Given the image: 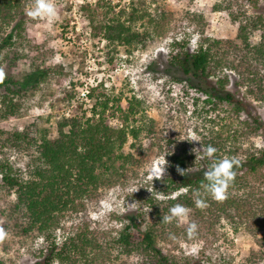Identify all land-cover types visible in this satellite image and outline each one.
Listing matches in <instances>:
<instances>
[{
  "label": "trees",
  "instance_id": "1",
  "mask_svg": "<svg viewBox=\"0 0 264 264\" xmlns=\"http://www.w3.org/2000/svg\"><path fill=\"white\" fill-rule=\"evenodd\" d=\"M26 5L27 0H0V67L2 53L21 38L24 27L20 17ZM218 9L212 8L213 11ZM110 13L108 6L100 25H94L90 16L89 26L94 32L100 31L112 45L144 48L147 42L164 36L169 28V13L162 8L153 15L134 5L128 12L120 11L109 17ZM201 17L192 14L187 20L193 25L202 24ZM144 18L146 29L138 32L134 25ZM231 21L237 24L234 39H213L201 33L196 48L190 49L187 41L174 38L168 45L167 54L168 66L175 72L206 83V104L213 107L216 102L232 104L237 111H245L252 118V124L246 123L245 129L235 131L233 143L216 137L203 145L217 149L216 159L236 157L241 161L228 199L223 202L209 197L206 208L195 206L193 191L200 188L204 171L190 172L196 167L192 145L176 136L168 137L163 143L162 131H154L155 123L151 120L150 123L140 121L132 102L127 111H122L123 126L119 129L109 127L103 118L109 100L104 94L95 96L103 84L90 88L87 93L88 98L96 99L91 117H61L52 132L34 124L8 134L0 130L1 188L15 198L8 217L16 218V225L24 237L40 238L43 243L39 261L34 264L104 263L100 261L103 246L87 226L78 228L60 244L55 241V231L68 216L85 212L86 205L96 199L99 192L133 176L155 146L167 161L165 177L156 180V194L167 199H148L149 223L144 213L126 218L121 231L110 240L118 255L135 256L138 264H198L168 256L158 247L160 231L168 225L161 222L162 216L177 203L189 207L193 219L203 227L227 220L254 237L264 228V151L246 152L240 145L247 134L264 130V125L250 106L225 90L231 84L253 101L264 103V16L233 17ZM61 69L60 66L52 68L55 81L61 79ZM47 70L34 69L26 75L24 82L6 76L0 84V121L17 118L29 107L40 104L46 96H53L54 90L49 84L42 89L50 77ZM56 82V85L60 84ZM36 91L41 93L39 97H36ZM72 97L70 92L63 91L59 101L65 102ZM143 131L151 136L147 144L139 140ZM129 139L133 141L130 149L136 154L123 152ZM5 149H13L26 160L9 161ZM202 161L205 169L211 162L208 159ZM177 166L190 169L184 176L177 171ZM181 188L189 191L172 198ZM257 244L259 248L264 247V240H258Z\"/></svg>",
  "mask_w": 264,
  "mask_h": 264
},
{
  "label": "rangeland",
  "instance_id": "2",
  "mask_svg": "<svg viewBox=\"0 0 264 264\" xmlns=\"http://www.w3.org/2000/svg\"><path fill=\"white\" fill-rule=\"evenodd\" d=\"M32 3L33 0H27L20 17L24 27L21 38L2 53V67L7 77L20 82L36 68L48 69L50 77L42 89L49 84L54 92L19 117L0 121V130L5 133L23 131L33 124L52 132L61 117H91L96 99L88 98L87 93L98 84L103 86L96 90L95 96L104 94L109 100L103 114L109 127L119 129L123 126L122 111H127L132 102L140 121L150 123L151 120L155 123L154 131H162L163 143L170 136L187 140L193 149L202 148L205 142L216 137L232 142L235 131L245 129L246 123L252 124L251 116L237 111L232 104L216 102L215 107L206 104V83L175 72L168 66L167 54L174 38L187 41L190 49L196 48L201 33L213 39H234L237 24L231 19L264 16V0H55L58 14L52 22L28 17L26 12ZM133 5L138 10L144 8L151 15L159 8L168 12L170 22L164 36L147 42L144 48H126L108 43L100 31L90 28L89 17L94 19V25L102 24L108 6L109 17H112L120 11L128 12ZM214 7L219 9L213 11ZM192 14L201 15L202 24H191L187 19ZM146 25L144 18L136 22L134 29L143 32ZM57 66L62 68L63 75L56 81L61 82L54 80L52 68ZM225 90L250 106L264 125V103L253 101L231 84ZM63 91L70 92L73 97L60 102ZM35 95L39 97L41 93L36 91ZM193 136L200 142L191 141ZM148 137H151L149 133L143 131L139 140L147 144ZM132 142L129 139L124 146L125 154L133 151L130 149ZM240 145L246 152L264 151V130L247 134ZM155 147L147 153L133 176L99 192L96 199L86 205L85 212L65 218L55 231L56 243L60 244L85 225L103 246L100 261L104 263L100 264H138L135 256L118 255L110 240L121 231L127 217L144 213L146 221L151 222L148 199L163 201L156 194L157 179L152 180L150 175V169L164 158L162 151ZM4 154L11 162L26 160L13 149H5ZM199 170H206L202 160H197L190 172ZM134 189L138 190L133 193ZM14 202V195L2 190L0 181V221L9 233L8 239L0 244V264L37 263L43 243L40 238L24 237L16 225V218L8 217ZM133 202H137L136 206L130 208L128 204ZM189 220L198 225L197 238L189 240L187 225L177 226L174 221L160 231L157 243L164 254L198 264H264V247L259 248L257 244L258 240H264V228L254 237L227 220L215 222L210 227L201 226L192 213ZM170 235H175L176 239H170ZM193 244L198 245L195 253Z\"/></svg>",
  "mask_w": 264,
  "mask_h": 264
},
{
  "label": "clouds",
  "instance_id": "3",
  "mask_svg": "<svg viewBox=\"0 0 264 264\" xmlns=\"http://www.w3.org/2000/svg\"><path fill=\"white\" fill-rule=\"evenodd\" d=\"M57 6L55 0H33L31 7L27 10L26 15L32 19H46L49 22L57 18ZM6 73L3 67H0V84L4 83ZM191 141L200 142L198 137L193 136ZM196 155V160L208 159L211 161L203 173V181L200 188L193 191L194 204L199 209L207 207V198H211L217 202H223L228 199L229 189L233 185L237 176L236 169L241 166V161L236 157H223L216 159L217 149L212 145L202 146V148H194L192 150ZM167 161L165 157L160 159L156 166L150 169L152 180H163L166 175ZM190 169V168H189ZM189 169H181L177 166V171L181 175H186ZM201 189L203 191H201ZM138 189H134L133 193ZM187 188H181L175 195L187 193ZM175 198V197H173ZM161 200L167 197L161 196ZM137 202L128 204L130 208H135ZM150 211V209H149ZM191 209L183 204L177 203L169 208V213L162 216L161 222L171 224L174 221L177 226L186 224V233L189 240H195L198 235V225L190 222L189 217ZM0 221V244H3L9 237V233L2 226ZM170 239H176L175 235H170ZM198 245L193 244L192 251L195 253Z\"/></svg>",
  "mask_w": 264,
  "mask_h": 264
}]
</instances>
